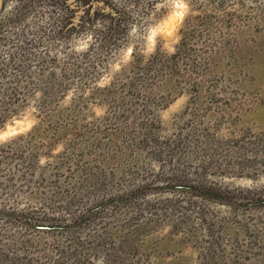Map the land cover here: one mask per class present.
<instances>
[{
	"label": "rangeland",
	"instance_id": "374dc122",
	"mask_svg": "<svg viewBox=\"0 0 264 264\" xmlns=\"http://www.w3.org/2000/svg\"><path fill=\"white\" fill-rule=\"evenodd\" d=\"M161 4L0 0V264H264V0Z\"/></svg>",
	"mask_w": 264,
	"mask_h": 264
},
{
	"label": "clouds",
	"instance_id": "9594fccd",
	"mask_svg": "<svg viewBox=\"0 0 264 264\" xmlns=\"http://www.w3.org/2000/svg\"><path fill=\"white\" fill-rule=\"evenodd\" d=\"M161 6L164 8L166 15L174 18L176 24V34L173 43H178L179 29L183 25L184 20L192 13V0H162ZM129 36L134 37L133 41L129 42V47L124 50L123 62L130 63L138 47L140 52L146 57H151L157 50L158 38L162 37L163 33L159 30V21H155L146 25L144 31L137 25H133L129 30ZM142 41V46L139 44ZM93 43L92 33H88L76 38L73 48L76 52H85ZM168 54H173L175 48L170 46L166 49ZM23 129L21 132L23 133ZM12 133L0 131V143H4Z\"/></svg>",
	"mask_w": 264,
	"mask_h": 264
},
{
	"label": "trees",
	"instance_id": "16d2710c",
	"mask_svg": "<svg viewBox=\"0 0 264 264\" xmlns=\"http://www.w3.org/2000/svg\"><path fill=\"white\" fill-rule=\"evenodd\" d=\"M222 195H223V194H221L220 192H215V191H214V196H217V197H220V196H221V197H222Z\"/></svg>",
	"mask_w": 264,
	"mask_h": 264
}]
</instances>
